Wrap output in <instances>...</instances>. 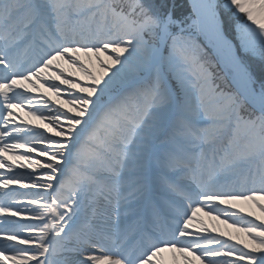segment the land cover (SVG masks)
Instances as JSON below:
<instances>
[{"label":"snow or ice","instance_id":"snow-or-ice-1","mask_svg":"<svg viewBox=\"0 0 264 264\" xmlns=\"http://www.w3.org/2000/svg\"><path fill=\"white\" fill-rule=\"evenodd\" d=\"M0 264H264V0H0Z\"/></svg>","mask_w":264,"mask_h":264},{"label":"bare ground","instance_id":"bare-ground-1","mask_svg":"<svg viewBox=\"0 0 264 264\" xmlns=\"http://www.w3.org/2000/svg\"><path fill=\"white\" fill-rule=\"evenodd\" d=\"M204 220L206 221V223L208 224L209 227H211L213 223H216L218 225L219 229L225 230V231H231L230 229H227L225 225H221L218 222L209 221L208 217H204Z\"/></svg>","mask_w":264,"mask_h":264},{"label":"rangeland","instance_id":"rangeland-1","mask_svg":"<svg viewBox=\"0 0 264 264\" xmlns=\"http://www.w3.org/2000/svg\"><path fill=\"white\" fill-rule=\"evenodd\" d=\"M170 2H171V0H170ZM175 2L178 4V5H187V3H188V0H175ZM177 14H179V13H177ZM259 62L257 61L256 62V66H255V70H256V72H257V75H259ZM222 225V224H221Z\"/></svg>","mask_w":264,"mask_h":264},{"label":"trees","instance_id":"trees-1","mask_svg":"<svg viewBox=\"0 0 264 264\" xmlns=\"http://www.w3.org/2000/svg\"><path fill=\"white\" fill-rule=\"evenodd\" d=\"M184 1V0H183Z\"/></svg>","mask_w":264,"mask_h":264}]
</instances>
